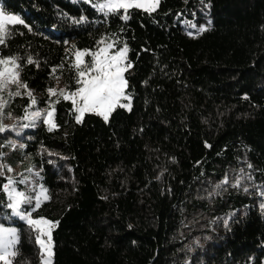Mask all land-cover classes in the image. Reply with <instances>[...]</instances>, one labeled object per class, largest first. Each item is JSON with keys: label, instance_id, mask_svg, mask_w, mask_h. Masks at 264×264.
<instances>
[{"label": "trees", "instance_id": "1", "mask_svg": "<svg viewBox=\"0 0 264 264\" xmlns=\"http://www.w3.org/2000/svg\"><path fill=\"white\" fill-rule=\"evenodd\" d=\"M0 8L25 21L7 26L0 56L19 57L36 100L13 98V112L55 109L52 130L40 117L19 144L5 125L0 160L12 171L0 186L11 175L24 191L29 175L47 190L32 216L58 222L52 264H262L264 0H160L108 15L73 0ZM106 43L128 47L132 106L77 122L72 102L51 104L48 89L58 79L79 88L74 52ZM9 202L0 191V223L19 230L13 264H42Z\"/></svg>", "mask_w": 264, "mask_h": 264}, {"label": "snow or ice", "instance_id": "2", "mask_svg": "<svg viewBox=\"0 0 264 264\" xmlns=\"http://www.w3.org/2000/svg\"><path fill=\"white\" fill-rule=\"evenodd\" d=\"M91 3V0H89ZM160 0H103L93 4L98 11L108 15L110 13L118 12L120 9L125 11L129 8H142L145 11H155L159 6ZM125 20L128 17H123ZM25 25V21L16 15L6 14L0 9V44L5 43V39L8 32V25ZM26 26V25H25ZM195 27V25H190ZM206 29H199L204 31ZM191 35V33H189ZM101 43H104L103 41ZM113 45L109 44L104 48L99 49L96 52H90L89 50H76L74 52L75 62L73 67L77 71V83L81 86L74 92L66 93L61 90L57 93L55 88H49L48 92L52 96L59 95L64 100H71L75 112L79 113L76 116L77 122L81 121L84 113L94 112L108 120L109 114L119 103L122 96H124V90L127 87V81L124 79L123 73L131 67V63H126L128 47H124L114 54H109V49ZM86 55L91 56L89 65L85 64L84 57ZM19 57H2L0 56V120L3 119V109L6 107L7 101L3 99V93L9 89V85H16L17 89L23 87L27 88V85L22 84L19 81V69L18 63ZM28 63H34L31 58H28ZM81 65H85L83 68ZM55 71V69H53ZM27 96L31 99V104L35 105L36 100L33 97L31 91H28ZM21 95L20 91L9 92L10 97ZM58 102V101H57ZM124 106V105H122ZM130 107V106H128ZM42 113L38 110L30 114H26L23 119L36 120L40 118ZM44 122L49 125V130H52L55 125L52 122V111L44 113ZM30 124H24L23 127L27 128ZM7 126L0 123V133L7 131ZM12 171L6 165H0V176L4 175L3 169ZM38 175V173H37ZM8 182L0 186V191L7 194L10 201L7 205L12 209V214L18 217L20 220L25 221L28 227L34 230L36 234V243L41 251L42 264H52L53 244H52V229L58 224V222H52L44 218H33L32 212L39 208L42 200L48 199L46 195V189L40 186L39 193L37 195L29 196L24 191H18L15 185L17 181L12 177H8ZM20 183H26V179L19 181ZM35 191V189H33ZM30 205L31 209H26L24 206ZM226 223V222H225ZM18 243V232L15 228L4 227L0 224V262L3 264H12V258L18 254L16 245Z\"/></svg>", "mask_w": 264, "mask_h": 264}, {"label": "rangeland", "instance_id": "3", "mask_svg": "<svg viewBox=\"0 0 264 264\" xmlns=\"http://www.w3.org/2000/svg\"><path fill=\"white\" fill-rule=\"evenodd\" d=\"M74 2H78V1H86V2H88V3H90L89 2V0H73ZM98 2H103V0H91V3L90 4H95V3H98ZM133 8V7H132ZM1 9V8H0ZM130 9V8H129ZM129 9H127L126 11L124 10V9H120L119 11H123L124 13H126ZM142 9V8H141ZM6 14H9V15H16V14H12V13H6ZM16 16H18V15H16ZM19 17V16H18ZM109 44H111V43H106V44H103L99 49H101V48H104V47H106L107 45H109ZM112 45V44H111ZM98 49V50H99ZM77 50H81V51H83L84 49H77ZM98 50H95L94 52H96V51H98ZM90 52H93V51H90ZM115 53V51H113V47L111 48V49H109V54L111 55V54H114ZM127 54H128V52H127ZM127 54H126V56H127ZM84 59V61H85V64L86 65H89L90 64V61L88 60V57H87V55L83 58ZM127 60H128V58H127ZM127 60H126V63H128L127 62ZM74 61H75V56H74ZM85 65H81V67L83 68ZM125 73H126V71L123 73V76H124V79L126 80V77H125ZM19 81L22 83V84H25V83H23L22 82V80H21V78H20V73H19ZM127 81V80H126ZM26 85V84H25ZM81 86V85H80ZM79 86V87H80ZM53 88H55L56 89V91H57V93H59L61 90H64L66 93H71L69 90H67V88H66V86H65V83L62 81V79H58V81L55 83V85H54V87ZM127 88V87H126ZM126 88H125V90H124V96H122L121 97V99H120V101H119V103L117 104V106L116 107H118V106H122V105H124L123 107L124 108H127V109H130L131 108V106H132V98L127 94V92H126ZM17 90H19L20 91V93H21V95H19V96H14V97H10L9 96V92H15V91H17ZM28 91H31V89L27 86V88L25 89V88H23V87H21V88H19V89H17V86L16 85H9V89L8 90H6L2 95H3V99L5 100V101H7V104H6V107L3 109V119L2 120H0V123H3V125H8V127H10V129L14 132V135H12L11 136V138H10V141H13V143L14 144H19V143H21V142H23V140L24 139H26V137H27V131H28V129H30L31 127H33L34 125H35V123L39 120V118L38 119H36V120H28V119H23V117H25V115L26 114H30V113H32V112H35V111H40L41 113H42V115H41V117H43V119L45 120V116H44V113H46L47 111H52V117H51V119H52V122H53V124L55 125V109L52 107V106H49V107H46V108H34V107H28V108H26L22 113H16V112H13V108H12V103H13V98H15V97H25V96H27V92ZM74 92V91H73ZM34 96V95H33ZM28 97V96H27ZM50 97H51V100H50V103L51 104H53V102H54V99H56L57 97H60L59 95H56V96H52V95H50ZM16 101V100H15ZM71 101V100H70ZM33 105V104H32ZM128 106H130V107H128ZM115 107V108H116ZM114 108V109H115ZM76 113V116H78L79 115V113H77V112H75ZM86 113H94V112H88V111H86L85 113H84V115L86 114ZM112 113V112H111ZM110 113V114H111ZM110 114H109V117H110ZM84 115H83V117H84ZM83 117L81 118V120L83 119ZM108 117V118H109ZM24 124H30L31 126H29V127H27V128H25V127H23V125ZM0 148H1V146H0ZM0 165H2L1 164V160H0ZM10 177H12L11 175H10ZM15 177V176H14ZM14 177H12L13 179H15ZM21 177V179H26V183H24L25 185H26V189H24V192L27 194V195H29V196H32V193L31 192H29V190H33V189H37V192L39 193V190H40V186H42V185H39V186H37V183H36V181H35V178H33V177H31V176H27V175H23V176H20ZM15 187L17 188V190L18 191H22V190H20L16 185H15ZM43 187V186H42ZM27 188H28V190H27ZM44 188V187H43ZM45 189V188H44ZM46 195H47V197H48V193H47V190H46ZM47 200V199H46ZM46 200H42V202H41V204L44 202V201H46ZM40 204V205H41ZM13 215V214H12ZM14 216V215H13ZM15 217V216H14ZM34 218V217H33ZM45 219V218H44ZM0 224H2V225H4V227H11V228H15L16 230H17V232H18V242H19V230H18V228H17V226L16 225H9V224H3V223H0ZM53 230V229H52ZM52 244H53V240H52ZM17 245H18V243H17ZM17 245H16V249H17ZM54 252V251H53ZM15 258V257H14ZM14 258H12V264H13V261H14ZM52 261H53V257H52ZM0 264H3V262H0ZM262 264H264V260H263V262H262Z\"/></svg>", "mask_w": 264, "mask_h": 264}]
</instances>
